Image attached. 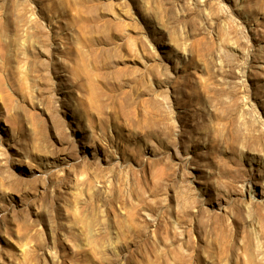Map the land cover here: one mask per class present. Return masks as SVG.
Masks as SVG:
<instances>
[{
    "label": "rangeland",
    "instance_id": "obj_1",
    "mask_svg": "<svg viewBox=\"0 0 264 264\" xmlns=\"http://www.w3.org/2000/svg\"><path fill=\"white\" fill-rule=\"evenodd\" d=\"M0 264H264V0H0Z\"/></svg>",
    "mask_w": 264,
    "mask_h": 264
}]
</instances>
